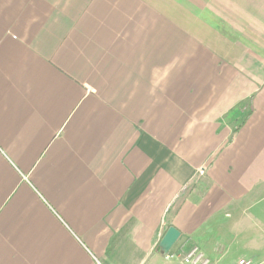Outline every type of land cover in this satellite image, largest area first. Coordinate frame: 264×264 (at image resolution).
Masks as SVG:
<instances>
[{"label":"crops","instance_id":"1","mask_svg":"<svg viewBox=\"0 0 264 264\" xmlns=\"http://www.w3.org/2000/svg\"><path fill=\"white\" fill-rule=\"evenodd\" d=\"M264 264V0H0V264Z\"/></svg>","mask_w":264,"mask_h":264},{"label":"built area","instance_id":"2","mask_svg":"<svg viewBox=\"0 0 264 264\" xmlns=\"http://www.w3.org/2000/svg\"><path fill=\"white\" fill-rule=\"evenodd\" d=\"M165 256L169 261L178 259L182 264H211L210 259L199 246H194L189 250H185L183 247L173 248ZM238 264H250V262L241 260Z\"/></svg>","mask_w":264,"mask_h":264},{"label":"water","instance_id":"3","mask_svg":"<svg viewBox=\"0 0 264 264\" xmlns=\"http://www.w3.org/2000/svg\"><path fill=\"white\" fill-rule=\"evenodd\" d=\"M179 238L180 232L176 228L171 227L160 243L161 252L167 255L174 248Z\"/></svg>","mask_w":264,"mask_h":264}]
</instances>
